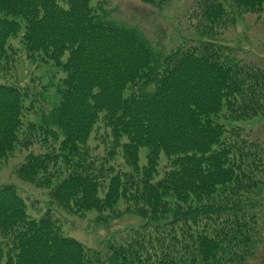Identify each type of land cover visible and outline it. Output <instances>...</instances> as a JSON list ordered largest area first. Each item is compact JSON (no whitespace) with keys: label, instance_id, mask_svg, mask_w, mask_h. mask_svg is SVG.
<instances>
[{"label":"trees","instance_id":"obj_1","mask_svg":"<svg viewBox=\"0 0 264 264\" xmlns=\"http://www.w3.org/2000/svg\"><path fill=\"white\" fill-rule=\"evenodd\" d=\"M193 1L186 16L198 40L162 59L93 0H0V170L27 152L16 175L52 186V205L105 212L123 199L145 220L103 254L65 236L51 210L31 216L16 186L0 183V264H246L257 254L264 63L220 37L238 18L261 19L264 0ZM20 46L64 73L60 104L35 122L36 94L12 80ZM100 123L112 143L106 158L89 148ZM117 148L130 171L108 167ZM160 157L169 168L155 181Z\"/></svg>","mask_w":264,"mask_h":264},{"label":"rangeland","instance_id":"obj_2","mask_svg":"<svg viewBox=\"0 0 264 264\" xmlns=\"http://www.w3.org/2000/svg\"><path fill=\"white\" fill-rule=\"evenodd\" d=\"M193 2V0H165L161 5H153L141 0H93V5L100 6L102 9L100 12L107 13V17L116 23L139 30L147 37L153 51L157 53L156 55L159 54L163 59L170 56L179 46L186 45L187 41L198 40V35L186 16ZM220 38L222 42L235 49H240L246 55L257 57V61L264 63V16L261 19L255 15L238 18L236 24L230 30L223 32ZM14 44L19 47L18 41H14ZM19 54L22 57L19 58L15 70L12 71L14 72L12 80L17 81L21 87L28 88L33 97L36 94L37 115L33 110L31 115L29 114L30 120L35 122L43 112L47 113L60 104L61 96L58 91L62 88L64 73L52 64L32 62L22 46H20ZM150 90L151 87L145 89V91ZM259 119L239 124L249 128L256 126ZM258 131L264 136V126ZM107 133L108 130L104 124L100 123L91 134L89 148L98 158L108 157V153L112 150V143L105 142L100 138V135ZM40 150L38 144H35L30 152L38 153ZM44 151L45 149L42 148V152ZM147 151L144 148L139 151V166L141 168H144L148 163ZM26 154L27 152L16 156L2 167L0 183H11L16 186L26 199L31 216L40 217L48 209L51 210L53 218L57 220V224L65 236L78 240L87 248L106 254L113 241L135 228H140L145 223V220L140 216L126 211L128 204L123 199L119 201L114 210L105 212H100L97 209L85 212H68L52 205L50 202L52 186L38 187L34 183L23 181L17 177L16 170L25 160ZM165 161L164 157H160L158 171L154 177L155 181L163 177L169 168ZM108 167L122 172L131 169L125 164L120 148H117L115 155L109 159ZM105 191L106 189L100 190L99 195L104 197ZM261 223L264 227L263 218ZM260 245L257 254L246 264H264V241Z\"/></svg>","mask_w":264,"mask_h":264}]
</instances>
